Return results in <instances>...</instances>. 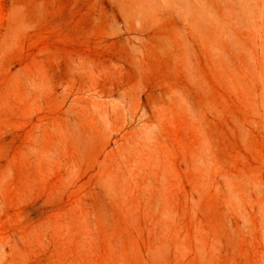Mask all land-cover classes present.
<instances>
[{"label": "rangeland", "instance_id": "1", "mask_svg": "<svg viewBox=\"0 0 264 264\" xmlns=\"http://www.w3.org/2000/svg\"><path fill=\"white\" fill-rule=\"evenodd\" d=\"M0 264H264V0H0Z\"/></svg>", "mask_w": 264, "mask_h": 264}]
</instances>
